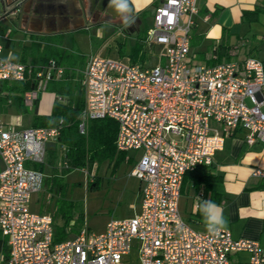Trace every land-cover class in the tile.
Instances as JSON below:
<instances>
[{"label":"built area","instance_id":"built-area-1","mask_svg":"<svg viewBox=\"0 0 264 264\" xmlns=\"http://www.w3.org/2000/svg\"><path fill=\"white\" fill-rule=\"evenodd\" d=\"M196 1L157 0L146 39L165 45L163 63L143 67L91 54L82 69L79 133L89 120L109 117L117 122L116 149L142 151L130 170L142 182L140 211L133 217L110 219L100 233L84 222L73 238L54 241L52 217L30 209L43 174L25 162L43 160L63 119L22 129L0 119V231L8 246L2 264H120L134 240L140 264H264V247L256 240L234 238L227 229L215 236L195 230L178 210L185 172L211 165L232 129H244L248 144L264 143V62L255 56L194 62L189 44ZM1 51L0 43V80H36L24 95L27 104L64 73L53 59L33 66L5 59ZM253 174L264 177V169ZM237 252L248 259L232 262Z\"/></svg>","mask_w":264,"mask_h":264},{"label":"crops","instance_id":"crops-1","mask_svg":"<svg viewBox=\"0 0 264 264\" xmlns=\"http://www.w3.org/2000/svg\"><path fill=\"white\" fill-rule=\"evenodd\" d=\"M156 3L157 0H130L132 18L135 20L130 27L116 16L114 10L98 9L91 5L90 0H55L53 5L56 7L52 14L46 13L44 8L38 12L35 3L30 1H25L17 13L5 16L0 11L3 58L33 66H43L53 59L64 67L61 78L48 81L45 88L39 91L40 96L37 95L31 104H27L23 98V106L19 105L16 98L20 92L13 89L16 81L0 80V119L5 125L15 129L44 127L53 126L59 119H63L59 136L45 144L43 160L25 162L28 168L43 174L42 187L32 195L30 209L49 214L54 233L58 227H62L65 234L68 229H75L76 235L85 222L82 210L73 211V203L66 204V209L62 210L59 203H49V200L64 201L66 187L63 179H67L72 171L80 172L82 177L73 179H85L88 191L119 195L118 199L131 196L134 201L130 204L133 211L122 218L133 217L140 211L142 182L130 175V170L140 159L141 150L115 149L113 153L103 151L94 158L87 155L81 162L69 154L74 149L67 144L69 121L62 116L57 117L55 123L53 117L50 120L43 118L51 116L55 100L74 105L76 97L81 96L84 105L82 69L86 57L97 53L84 54L79 49L70 50L73 48L70 47V41L75 34H88L92 28H96L95 35L100 36V27L103 25L113 26V29L119 27L124 34L135 36L136 42L131 45L126 62L119 58L113 59L143 67L163 63L164 53L160 55L162 62L151 65L146 63L148 53L144 42L148 39L146 35L144 38L140 34L141 25L147 16L152 24ZM196 6L189 44V55L194 62L208 65L229 60L242 62L247 56H255L264 62V0H197ZM61 7L65 14L56 13ZM185 19L186 16H183L182 20ZM61 81L69 90L68 94L56 92L53 84ZM259 105L264 109V99L260 100ZM91 122H87V129ZM216 128L221 131L220 125H216ZM245 134L242 128L232 129L225 135L223 148L215 153L211 165H200L185 172L178 210L190 227L204 230L202 216L195 210V205L197 197L210 199L221 206L228 220L226 229L232 237L253 239L264 247V177L253 174L255 169H264V143L255 141L248 144ZM103 184H106L104 190ZM32 202L36 204V209L31 208ZM57 216H60V222ZM87 227L94 233L105 229L104 226L102 231H93L89 225ZM7 252L6 237L0 231V264ZM233 255L230 256L232 262L241 263L248 259L246 252Z\"/></svg>","mask_w":264,"mask_h":264},{"label":"rangeland","instance_id":"rangeland-1","mask_svg":"<svg viewBox=\"0 0 264 264\" xmlns=\"http://www.w3.org/2000/svg\"><path fill=\"white\" fill-rule=\"evenodd\" d=\"M150 26L151 20L150 17L147 16L141 25V37L145 38V32ZM100 28V36L95 35L96 28H92L88 34H75L70 41V47H73L72 49L70 48V50L73 51L79 49V51L84 54L97 53L102 56L119 58L126 62L127 54H129L131 50V45H134L136 42L135 36L124 34L119 27H115L113 29V26L103 25V27ZM144 46L148 53L146 59L147 64H157L158 62L163 61L162 56H160L165 51V47L163 45L153 44L152 41L145 40ZM81 177L80 172L72 171L71 174L67 176V179H63L66 187V191L64 192V201L49 200V203L53 205L55 202L59 203L60 210L66 209V204L73 203L75 208L73 211L82 210L86 225H89L93 231H102L106 221L110 218H122L132 213L133 210L131 209L130 204L134 201L131 199V196H125V199H118L119 195L111 196V193L106 195L103 191H88L85 179H76V181L73 179ZM105 187L106 184H103V190ZM31 208H37L34 202H32ZM57 221H61L60 216L57 218ZM75 232L76 231L73 228L68 229L64 238L68 239L73 237ZM69 235L70 237H68ZM135 243L136 241H133L134 246L130 250L129 254L123 257L120 264H140L138 260L137 246Z\"/></svg>","mask_w":264,"mask_h":264},{"label":"trees","instance_id":"trees-1","mask_svg":"<svg viewBox=\"0 0 264 264\" xmlns=\"http://www.w3.org/2000/svg\"><path fill=\"white\" fill-rule=\"evenodd\" d=\"M35 85L36 80L34 77H29L25 81H16L14 83L13 89L20 92L16 97L19 105L23 106L24 92L33 89ZM53 85L56 87L55 90L57 93H69V90L66 89L65 83L62 81ZM82 108L83 100L81 96L76 97L74 105L61 103L55 100L51 116L44 117L43 119L50 120L51 117H53L56 119L54 120L55 123L58 120L57 117L62 116L69 121L67 127L69 129V138L67 144L74 148L69 154L74 155L75 159L81 162L87 155H89L90 158H94L97 155H101L103 151L113 153L116 149L115 138L118 128L117 122L109 117L92 119L87 132L85 134L79 133L77 130V124L78 116L80 115ZM64 236L65 232L62 227H58L56 233H54V241H60Z\"/></svg>","mask_w":264,"mask_h":264},{"label":"clouds","instance_id":"clouds-1","mask_svg":"<svg viewBox=\"0 0 264 264\" xmlns=\"http://www.w3.org/2000/svg\"><path fill=\"white\" fill-rule=\"evenodd\" d=\"M108 7L114 10L116 16L123 20L126 26L130 27L135 22L131 16L130 0H109ZM195 210L202 216L204 226L210 235H218L227 228L228 220L224 217L221 206L214 201L197 197Z\"/></svg>","mask_w":264,"mask_h":264},{"label":"water","instance_id":"water-1","mask_svg":"<svg viewBox=\"0 0 264 264\" xmlns=\"http://www.w3.org/2000/svg\"><path fill=\"white\" fill-rule=\"evenodd\" d=\"M25 1L34 2L36 6V10L38 12L42 11V8H44L46 10V13L48 14H52L54 12L53 10H55L56 7L55 5H53V1L55 0H0V11L5 16L20 12L21 6ZM90 1H91V5L96 6L98 9H106V10L110 9L108 7L109 0H90ZM59 10L60 11L56 12L57 14H65V11L62 10V7ZM40 94L41 93L39 92L38 96H40Z\"/></svg>","mask_w":264,"mask_h":264}]
</instances>
